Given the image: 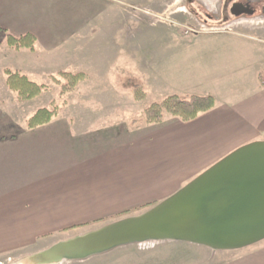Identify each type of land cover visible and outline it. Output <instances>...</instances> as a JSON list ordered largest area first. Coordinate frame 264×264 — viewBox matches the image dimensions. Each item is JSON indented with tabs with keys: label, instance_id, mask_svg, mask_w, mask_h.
Segmentation results:
<instances>
[{
	"label": "rangeland",
	"instance_id": "rangeland-1",
	"mask_svg": "<svg viewBox=\"0 0 264 264\" xmlns=\"http://www.w3.org/2000/svg\"><path fill=\"white\" fill-rule=\"evenodd\" d=\"M213 2L208 7L203 0H0V139H85L96 125L116 120L120 124L107 130L135 139L153 126L168 129L182 121L162 110L161 123L147 122L146 111L169 95H210L215 104L248 94L264 83V46L256 39L264 42V0ZM25 33L35 37L33 50L7 45V35ZM5 70L44 89L21 99L8 88ZM135 85L144 92L141 100ZM106 97L114 102L98 101ZM145 210L71 228L63 237ZM56 241L17 240L0 247V264L28 261ZM143 243L60 264H153L147 255L161 244ZM167 245L170 258L162 264L217 263L218 253L206 246Z\"/></svg>",
	"mask_w": 264,
	"mask_h": 264
},
{
	"label": "crops",
	"instance_id": "crops-1",
	"mask_svg": "<svg viewBox=\"0 0 264 264\" xmlns=\"http://www.w3.org/2000/svg\"><path fill=\"white\" fill-rule=\"evenodd\" d=\"M112 123L120 124L96 125L85 139H0V247L57 238L46 250L87 233L65 239L64 228L155 205L237 147L264 141V83L234 100L216 99L210 110L168 129L153 126L145 137L108 131ZM176 241H153L161 245L147 256L162 264L170 258L167 244ZM206 247L218 253L216 264H264V239L236 249Z\"/></svg>",
	"mask_w": 264,
	"mask_h": 264
},
{
	"label": "water",
	"instance_id": "water-1",
	"mask_svg": "<svg viewBox=\"0 0 264 264\" xmlns=\"http://www.w3.org/2000/svg\"><path fill=\"white\" fill-rule=\"evenodd\" d=\"M264 239V141L232 150L138 215L60 242L30 258L60 264L147 240L236 249Z\"/></svg>",
	"mask_w": 264,
	"mask_h": 264
},
{
	"label": "trees",
	"instance_id": "trees-1",
	"mask_svg": "<svg viewBox=\"0 0 264 264\" xmlns=\"http://www.w3.org/2000/svg\"><path fill=\"white\" fill-rule=\"evenodd\" d=\"M6 42L9 47L13 49L26 48L33 50L35 37L31 33H25L19 37H13L11 35L6 36ZM6 74V84L8 88L15 92L17 96L21 99H32L37 96L43 89L44 85H37L34 82L29 81L25 76L20 75L17 71L5 70ZM79 79V78H78ZM135 97L138 100L143 99L144 92L139 85H135ZM214 99L210 95H169L165 97L161 103L153 105L149 110L146 111L147 122H160L163 118L162 110L170 115L177 116L182 121H188L195 118L199 113L208 111L213 107ZM35 123L31 124H36ZM154 203H145L139 205L132 209L122 210L110 217H101L94 219L92 221L81 223L77 225H72L64 228L63 230H68L71 228L81 227L93 223L105 222L110 219L127 216L131 213L148 209L153 206Z\"/></svg>",
	"mask_w": 264,
	"mask_h": 264
},
{
	"label": "flooded vegetation",
	"instance_id": "flooded-vegetation-1",
	"mask_svg": "<svg viewBox=\"0 0 264 264\" xmlns=\"http://www.w3.org/2000/svg\"><path fill=\"white\" fill-rule=\"evenodd\" d=\"M205 2V4L208 6V7H212V5H214V2L213 0H203Z\"/></svg>",
	"mask_w": 264,
	"mask_h": 264
},
{
	"label": "bare ground",
	"instance_id": "bare-ground-1",
	"mask_svg": "<svg viewBox=\"0 0 264 264\" xmlns=\"http://www.w3.org/2000/svg\"><path fill=\"white\" fill-rule=\"evenodd\" d=\"M19 264H34V263L28 260V261H24L23 263H19Z\"/></svg>",
	"mask_w": 264,
	"mask_h": 264
},
{
	"label": "built area",
	"instance_id": "built-area-1",
	"mask_svg": "<svg viewBox=\"0 0 264 264\" xmlns=\"http://www.w3.org/2000/svg\"><path fill=\"white\" fill-rule=\"evenodd\" d=\"M145 243V242H144Z\"/></svg>",
	"mask_w": 264,
	"mask_h": 264
}]
</instances>
